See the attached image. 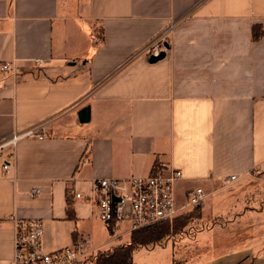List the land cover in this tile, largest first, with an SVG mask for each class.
Here are the masks:
<instances>
[{
    "label": "crops",
    "instance_id": "crops-1",
    "mask_svg": "<svg viewBox=\"0 0 264 264\" xmlns=\"http://www.w3.org/2000/svg\"><path fill=\"white\" fill-rule=\"evenodd\" d=\"M256 26L264 33V0H0V68H20L0 69V140L44 123L50 132L19 141L11 175L0 178V264L14 254L11 216L42 220L46 252L76 240L93 254L125 243L129 234L112 238L98 217L93 181L158 166L182 170L179 206L193 189L208 198L186 231L136 249L134 264H264ZM161 39L166 57L150 63ZM192 239L199 256L208 239L227 248L191 260L184 240Z\"/></svg>",
    "mask_w": 264,
    "mask_h": 264
},
{
    "label": "built area",
    "instance_id": "built-area-1",
    "mask_svg": "<svg viewBox=\"0 0 264 264\" xmlns=\"http://www.w3.org/2000/svg\"><path fill=\"white\" fill-rule=\"evenodd\" d=\"M166 51L165 40L155 42L148 49V56H158ZM36 66L44 63L35 60ZM3 72L18 73L20 68L5 63ZM46 139L50 137L49 125L44 123L24 134H14L8 140H0V178L11 175L16 161L15 148L25 138ZM85 163L89 159L84 160ZM180 169L158 166L147 176L128 178H97L92 184V194L88 197L96 203L98 217L107 227L112 238H121L132 232L201 208L206 204L208 194L202 188L193 189L186 196V203L178 205L177 185L183 180ZM236 176L229 178L230 182ZM41 190H35L40 194ZM82 198L81 194H75ZM14 226V254L8 264H82L93 253L86 248L83 240L55 252L43 249L44 224L42 220L22 219L11 216ZM128 228H124V226ZM158 245V244H156Z\"/></svg>",
    "mask_w": 264,
    "mask_h": 264
},
{
    "label": "trees",
    "instance_id": "trees-1",
    "mask_svg": "<svg viewBox=\"0 0 264 264\" xmlns=\"http://www.w3.org/2000/svg\"><path fill=\"white\" fill-rule=\"evenodd\" d=\"M263 34V29L260 26L254 27V40H260ZM195 214L197 212L193 210L174 219L136 230L129 235V239L125 243L112 247L107 251L96 252L94 264H134V252L136 249L159 244L164 238L169 237L170 234H181L180 228L188 225Z\"/></svg>",
    "mask_w": 264,
    "mask_h": 264
},
{
    "label": "rangeland",
    "instance_id": "rangeland-1",
    "mask_svg": "<svg viewBox=\"0 0 264 264\" xmlns=\"http://www.w3.org/2000/svg\"><path fill=\"white\" fill-rule=\"evenodd\" d=\"M215 198H216V197L211 198V201H213V204H214V205L217 203V201H216ZM211 204H212V202H211ZM197 218H198V215L195 214V215L191 218V220H190V222H189L188 225L184 226L183 228H180L181 231H182V233H183L184 231H186V228H188L192 223H194L195 220H196ZM186 224H187V223H186ZM196 224H198V222H196ZM199 224H200V225L195 226L196 229H199V228H202V227H203V225H201L200 222H199ZM181 231H180V232H181ZM234 232H235V230H233V229H229V231H227L226 234H228L230 237H234ZM182 233H181V234H182ZM217 233H218V231H215V233H213V235L215 236V235H217ZM174 234H175V233H174ZM181 234H180V233H179V234H176V235L170 234L169 237L167 236L166 238H164V240H162L161 243H159V244H160V245H163V244L167 241V239L175 238V237H177V236H180ZM178 239H179V238H178ZM178 239L176 238V240H178ZM177 243H181V241H180V242H177ZM184 243H189V245H188V247H189V249H190L189 252H190V255L193 256V257L191 258V260H192V259H195V258H198V257L206 256V255H209L210 257H212V256H215L216 254H218V252H219L222 248H227V244H221V243H218L217 240L214 241L213 239H208L207 242H206V247H207V248H206V252H207V253H205V255H204V254H201V255L199 256L198 253H197V249L200 248V247L196 244L195 239H192V240H184ZM121 244H123V243H121ZM210 244H211V246H210ZM150 246H152V245H150ZM146 247H148V246H146ZM177 249H178V250H181L182 247L179 246V247H177ZM142 252H143V251H141V252H139V253L142 254ZM139 253H137V254H139ZM176 254L178 255L177 250H176ZM95 256H96V254L94 253V254L91 255L88 259L86 258V260H85L82 264H94V258H95ZM207 257H208V256H207ZM208 258H209V257H208Z\"/></svg>",
    "mask_w": 264,
    "mask_h": 264
},
{
    "label": "water",
    "instance_id": "water-1",
    "mask_svg": "<svg viewBox=\"0 0 264 264\" xmlns=\"http://www.w3.org/2000/svg\"><path fill=\"white\" fill-rule=\"evenodd\" d=\"M166 48H168L167 45H166ZM165 57H166V53L162 52L158 56H151L149 58V61L150 63H157L158 61L164 59ZM81 119H82V122H88L90 120V108H86L85 110L82 111Z\"/></svg>",
    "mask_w": 264,
    "mask_h": 264
}]
</instances>
